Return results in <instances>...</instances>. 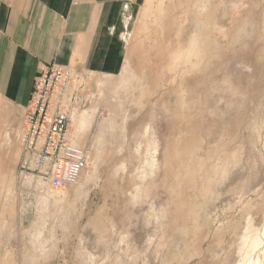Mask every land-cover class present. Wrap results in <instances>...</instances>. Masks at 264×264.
Masks as SVG:
<instances>
[{"label": "rangeland", "instance_id": "374dc122", "mask_svg": "<svg viewBox=\"0 0 264 264\" xmlns=\"http://www.w3.org/2000/svg\"><path fill=\"white\" fill-rule=\"evenodd\" d=\"M122 59L73 87V186L20 176L0 97V264H264V0H138Z\"/></svg>", "mask_w": 264, "mask_h": 264}, {"label": "crops", "instance_id": "0c3cea01", "mask_svg": "<svg viewBox=\"0 0 264 264\" xmlns=\"http://www.w3.org/2000/svg\"><path fill=\"white\" fill-rule=\"evenodd\" d=\"M138 0H0V97L21 108L48 65L114 77Z\"/></svg>", "mask_w": 264, "mask_h": 264}, {"label": "built area", "instance_id": "2783aa9c", "mask_svg": "<svg viewBox=\"0 0 264 264\" xmlns=\"http://www.w3.org/2000/svg\"><path fill=\"white\" fill-rule=\"evenodd\" d=\"M79 73L45 66L33 83L21 125L20 176L32 177L51 190L76 185L88 169L91 151L70 135L74 87ZM103 116V111L97 114Z\"/></svg>", "mask_w": 264, "mask_h": 264}]
</instances>
